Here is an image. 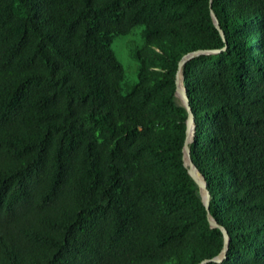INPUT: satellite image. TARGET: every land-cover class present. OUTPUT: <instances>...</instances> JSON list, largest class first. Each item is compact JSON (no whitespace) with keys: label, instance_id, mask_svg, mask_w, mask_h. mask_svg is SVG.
<instances>
[{"label":"trees","instance_id":"16d2710c","mask_svg":"<svg viewBox=\"0 0 264 264\" xmlns=\"http://www.w3.org/2000/svg\"><path fill=\"white\" fill-rule=\"evenodd\" d=\"M224 230L205 264H264V0H0V264H200Z\"/></svg>","mask_w":264,"mask_h":264},{"label":"water","instance_id":"95a60500","mask_svg":"<svg viewBox=\"0 0 264 264\" xmlns=\"http://www.w3.org/2000/svg\"><path fill=\"white\" fill-rule=\"evenodd\" d=\"M211 14H212V18H213V21H214L216 27L219 29L222 37L225 40V34H224V32L220 26V22H219L217 16L213 10L211 11ZM219 51L220 50L199 49L197 51L190 52V53L186 54L180 60L179 65H178V71H177L176 96L178 99H180L181 103L188 109V111L190 113L188 121H187V137H186L185 144H184V157H183L184 158V164L187 167L188 172L191 175V177L199 184V186L201 188L203 200H204L207 207L209 206L210 193H209V190L207 188L204 175L200 172V170L198 169V167L196 166V164L194 163V161L192 159V151H191L190 143L194 140V137H195L196 123H195V116H194V114L192 112V108L190 106L187 88L184 84L183 70H184L185 63L188 60H190L191 58H193L197 55H200V54H214V53H218ZM209 221H210L212 226H219L217 224L216 220L211 215H209ZM224 237H225L224 248H223L222 252L218 256H215L211 259H206L200 264H205L208 261H217L218 262V261L223 260V258L226 256L229 241H230V236L226 230H224Z\"/></svg>","mask_w":264,"mask_h":264},{"label":"rangeland","instance_id":"374dc122","mask_svg":"<svg viewBox=\"0 0 264 264\" xmlns=\"http://www.w3.org/2000/svg\"><path fill=\"white\" fill-rule=\"evenodd\" d=\"M141 41L142 39H135L133 35H127L124 37H115L114 43L112 45L113 51L124 65L129 79H134L136 75V60L131 54V48L135 44L141 43Z\"/></svg>","mask_w":264,"mask_h":264}]
</instances>
